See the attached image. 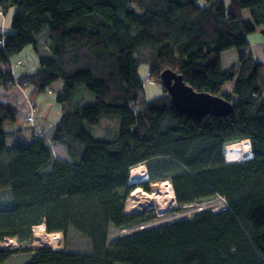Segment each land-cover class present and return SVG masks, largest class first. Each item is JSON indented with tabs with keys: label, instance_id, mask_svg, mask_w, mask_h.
Returning <instances> with one entry per match:
<instances>
[{
	"label": "trees",
	"instance_id": "16d2710c",
	"mask_svg": "<svg viewBox=\"0 0 264 264\" xmlns=\"http://www.w3.org/2000/svg\"><path fill=\"white\" fill-rule=\"evenodd\" d=\"M11 7V28L0 30V241L20 245L0 249V264L23 251L33 252L24 264H264V63L249 43L264 35V0H0V10ZM28 47L38 67L16 78L28 59L14 58ZM228 51L237 58L225 66ZM141 64L160 83L167 68L182 74L232 112L189 116L164 86L148 99ZM58 81L61 118L39 132L37 101ZM15 86L28 89L34 123L28 111V131L15 130L21 142L9 146ZM94 125L117 132L95 138ZM245 139L253 157L228 162L226 146ZM140 164L151 182L170 181L176 210L218 195L227 209L139 228L156 216L124 212ZM41 223L66 237L75 229L91 251L22 248ZM111 226L133 230L109 243Z\"/></svg>",
	"mask_w": 264,
	"mask_h": 264
},
{
	"label": "rangeland",
	"instance_id": "374dc122",
	"mask_svg": "<svg viewBox=\"0 0 264 264\" xmlns=\"http://www.w3.org/2000/svg\"><path fill=\"white\" fill-rule=\"evenodd\" d=\"M229 2H230V0H225V3L227 5H229ZM259 35H261V33H259V32L254 33V34H252L251 39L258 37ZM29 48L32 49V47H29ZM230 57H231V59H233V55H231ZM139 73H140L141 77L143 79H145V94H146V97L148 99L158 97L159 95H161L164 92L162 83H160L159 81H156L155 79L149 77L147 64H141L140 65ZM232 85H233V82H230L228 84V86H232ZM27 97H28V95H27ZM27 102H28L27 104H29V106H28V111H29L31 109L32 103L29 100ZM39 103L40 102L38 101L37 104H38V112L40 114V117H43V115H46V111H49V113L51 115H53L51 117H53V119H55V121H59V119L61 118V111H60L59 105L56 103V100H55V104H54L53 100L48 99L46 101V103L44 104L42 110H39ZM35 112H36V110H35ZM35 115L37 118L38 114L36 113ZM4 126H5V131L8 133H11L8 135V139H7V143L9 146L15 145L16 143L21 142L20 141L21 134L19 132H15V130L18 129L16 122H7V123H5ZM87 130L89 131V133L93 137L99 138V139L112 138L115 136V134H113V131H115V128L110 130V129H107L106 127L102 126V125L89 126L87 128ZM115 132H117V130ZM22 140H24V138H22ZM242 142L243 141H239L238 144H236L237 142L228 144L226 146V158L235 159L236 156H239L242 159L237 160V161L246 160L247 158L242 155ZM55 152L57 154L56 156L59 159H61L63 157V154L65 155L64 151L60 152L58 150V148H55ZM229 162H233V161H229ZM145 166H146L145 164H140V165L133 167L132 169H136L138 171V175L132 177V174L130 171V176H129V183L135 184V187L132 189V190H135L134 196L137 197V201L135 202V205L137 206L138 210L139 209L143 210V208H144V210H146V211H141L139 213H143V212L154 213L156 215L155 221H158V224H159V223H163V222H170V221H173L175 219L182 218L184 216H188L189 215L188 212L194 211L193 210L194 205L185 206L181 210H176L179 205L177 204V202L175 200V196H174L173 191L170 188V185L165 183V181L164 182H151L150 177H149V173H148V168H147V166L146 167ZM133 179H135V180H133ZM144 183H148L150 189H146L143 185ZM164 187H168V190L170 191V194H171V197L169 196V198H171L170 199L171 201H170L169 206L167 207V208H169V210H168L169 212H167L165 214H161L158 211V213L160 215L157 216V213L153 212V210L146 209V207H148V206H142L141 205L142 202L139 199H141L144 196V195L142 196V194L144 193V190L147 191L148 193H151V195L149 194V196H153V192H156V191H158ZM137 188H140V190H141V188H143L144 190L140 191V190H137ZM127 199H129V198H127ZM214 202H215V204H219L218 201H214ZM155 203L157 204V202H155ZM127 204H128V208L126 207ZM158 204H160V203H158ZM130 208H132V199L130 200V203H129V200L126 201L124 212L128 213V214L136 213V212L131 213L129 211ZM162 208H164V207H162ZM158 210H159V208H158ZM34 227H33V231H32L31 242L24 244L22 246V248L37 249V248H40L43 246H48V247H51L52 249H56V250H69V251H76V252H90L91 251L90 239L88 237H86L85 235L81 234L80 232L76 231L75 229H71L69 231L67 237L63 234V232H61V234L59 236H57L54 234L56 232H48L46 230V225H45L44 230L46 231L47 235L54 234V242L53 243H47V242H38L36 235H35V232H34ZM130 231H131V229H128V228L119 229V228L111 226L110 231H109L108 242L111 243L115 239H117L118 237H121L123 235H127L128 233H130ZM2 242L6 243V245H0V249L16 248L20 245L16 237H9V238L3 240ZM32 255H33L32 251H23V252H20V253L14 255L5 264H24Z\"/></svg>",
	"mask_w": 264,
	"mask_h": 264
},
{
	"label": "crops",
	"instance_id": "0c3cea01",
	"mask_svg": "<svg viewBox=\"0 0 264 264\" xmlns=\"http://www.w3.org/2000/svg\"><path fill=\"white\" fill-rule=\"evenodd\" d=\"M16 11V7H11L8 10H6L5 12L0 10V30L1 31H8L11 28V23H12V19H13V15ZM252 36V35H251ZM249 39V43H250V47L252 49V52L254 53V56L260 60L261 62L264 63V35H259L258 37H255L253 39ZM231 55H233V59H231ZM237 54L234 51H228L226 53L223 54V63L225 66H229L231 63H233L237 56ZM18 58H22L23 60H26L25 65L23 66H19L17 68H15L14 70V77L18 78L23 74L26 73H31L33 72L37 67H38V55L36 53V51L34 49L31 48H27L22 54H20L19 56H17L16 58H14V61H16ZM62 87V82L58 81L57 83L53 84L50 89L43 95L41 96V98L38 100L39 103V110H42L44 104L46 103V101L49 100H53L54 104H55V93L60 90ZM28 89L27 88H22L20 86H15L10 92H9V100L12 101L15 105H17L19 107V113H18V117H17V128H24L25 131L27 130V123H26V117L28 114V106L29 104H27L28 102ZM37 101V102H38ZM51 104V103H50ZM36 113L38 114L36 120H35V125L38 128L39 132H44L47 127L49 126V124L53 121H55V119H53V115H51L49 113V111H46V115H43V117H40V114L38 112V104H37V110ZM246 140V139H245ZM243 141V140H242ZM239 142H237L236 144H238ZM54 152H55V148H58V150L60 152L65 153V155L63 154V157L61 159L63 160H70V157L68 156L67 153V149L66 146L63 145L60 142H53L52 143ZM56 154V152H55ZM57 155V154H56ZM253 157V152L251 156H247V159H250ZM236 158L238 160L242 159L239 156H236ZM226 160L229 161H237V160H229L226 158Z\"/></svg>",
	"mask_w": 264,
	"mask_h": 264
},
{
	"label": "water",
	"instance_id": "95a60500",
	"mask_svg": "<svg viewBox=\"0 0 264 264\" xmlns=\"http://www.w3.org/2000/svg\"><path fill=\"white\" fill-rule=\"evenodd\" d=\"M160 77L173 105L189 116H225L232 112V104L222 96L196 90L186 82L182 74L170 68L165 69Z\"/></svg>",
	"mask_w": 264,
	"mask_h": 264
},
{
	"label": "built area",
	"instance_id": "2783aa9c",
	"mask_svg": "<svg viewBox=\"0 0 264 264\" xmlns=\"http://www.w3.org/2000/svg\"><path fill=\"white\" fill-rule=\"evenodd\" d=\"M34 106L33 105H31V109L29 110V116H28V118H27V120L31 123V124H33L34 123ZM165 181V183H167V184H169L170 185V188H171V190H172V186H171V183H170V181L169 180H164ZM164 181H160V182H164ZM165 188V187H164ZM167 188V191H166V195L168 194V193H170V191H168V187H166ZM162 189V188H161ZM161 189L160 190H158V191H156V192H159V191H161ZM137 190H140V188H137ZM136 190V191H137ZM144 189L143 188H141V190L140 191H143ZM173 191V190H172ZM135 190H132L131 192H130V194H129V196H128V198L129 199H127V200H129V203H130V200L132 199V208H130L129 209V211L131 212V213H133V212H136V213H139V212H141V211H146V210H144V208H143V210H138L137 209V206L135 205V202L137 201V197H135L134 195H135ZM156 192H153V195H154V193H156ZM143 193V192H142ZM149 194L151 195V193H148L147 191H145L144 190V193L142 194V198L141 199H139L142 203H141V205L142 206H148V207H146V209H151V210H153V212H155V213H157V216H159L160 214L158 213V211L161 213V214H165V213H167V212H169L168 210H169V208H167L168 206H169V204H170V199L171 198H167L165 195H163V194H161V199H156L155 198V196H149ZM214 201H218L219 202V204H215V202ZM155 202H157V204L158 203H160V204H156ZM135 205V206H134ZM178 206V205H177ZM127 208H128V204H127V206H126ZM162 207H164V208H162ZM173 207V206H172ZM179 207V206H178ZM158 208H159V210H158ZM204 208H210L211 210H213V211H219V210H225V209H227V203H226V200H225V198L224 197H222V196H220V195H218V196H216L213 200H210L209 202H201L200 204H196V205H194V211H190V212H188V216H184V217H190L191 216V214L193 213V212H195V211H199V210H202V209H204ZM156 220V216L151 220V221H149V222H147V223H145V224H143V225H141V226H139V228H144V227H149V226H153V225H157L158 224V221H155ZM160 224V223H159ZM133 230V229H132ZM131 230V231H132ZM130 231V232H131Z\"/></svg>",
	"mask_w": 264,
	"mask_h": 264
},
{
	"label": "bare ground",
	"instance_id": "6f19581e",
	"mask_svg": "<svg viewBox=\"0 0 264 264\" xmlns=\"http://www.w3.org/2000/svg\"><path fill=\"white\" fill-rule=\"evenodd\" d=\"M242 155L244 157L252 155V149H251V145H250V140L249 139L243 140V142H242ZM131 174H132V177L136 176V175H138V171L136 169H132L131 170ZM133 180H135V179H133ZM166 191H167L166 187L162 188L161 191L154 193L153 196H155V198L158 199V200L161 199V197H162L161 194L165 195L167 198H169V196L171 197L170 193L167 194V195L165 194ZM44 226H45V224L41 223L39 225H35V227H34V232H35V235H36V238H37L38 242L53 243L54 242V234L59 236L61 234V232H56V233H54L52 235H47L46 231L44 230L45 229ZM1 242H0V245H6V243H4V242L1 243Z\"/></svg>",
	"mask_w": 264,
	"mask_h": 264
}]
</instances>
